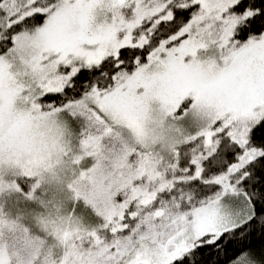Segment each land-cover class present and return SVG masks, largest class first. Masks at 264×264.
<instances>
[{
  "label": "snow or ice",
  "instance_id": "6c2138e0",
  "mask_svg": "<svg viewBox=\"0 0 264 264\" xmlns=\"http://www.w3.org/2000/svg\"><path fill=\"white\" fill-rule=\"evenodd\" d=\"M0 264H264V0H0Z\"/></svg>",
  "mask_w": 264,
  "mask_h": 264
}]
</instances>
